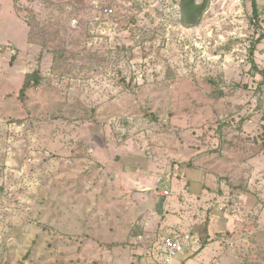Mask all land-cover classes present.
Here are the masks:
<instances>
[{"label":"rangeland","instance_id":"obj_1","mask_svg":"<svg viewBox=\"0 0 264 264\" xmlns=\"http://www.w3.org/2000/svg\"><path fill=\"white\" fill-rule=\"evenodd\" d=\"M256 1L0 0V264H264Z\"/></svg>","mask_w":264,"mask_h":264},{"label":"trees","instance_id":"obj_2","mask_svg":"<svg viewBox=\"0 0 264 264\" xmlns=\"http://www.w3.org/2000/svg\"><path fill=\"white\" fill-rule=\"evenodd\" d=\"M209 2L208 0H180V23L182 26L187 28H192L199 26L204 14L208 9ZM252 22H255L259 18V7L256 0H252ZM264 38V35H260L259 38L255 41V43L261 42ZM255 46V45H254ZM254 70H256V66L253 63ZM264 75V72L261 71ZM42 76L39 70L27 74L25 76L24 84L20 91V97L25 98L27 91L30 90L34 86H38L41 82Z\"/></svg>","mask_w":264,"mask_h":264},{"label":"built area","instance_id":"obj_3","mask_svg":"<svg viewBox=\"0 0 264 264\" xmlns=\"http://www.w3.org/2000/svg\"><path fill=\"white\" fill-rule=\"evenodd\" d=\"M163 194L168 196L169 192L164 191ZM193 240V236L188 233L158 236L152 246L150 264H175L181 254L197 245Z\"/></svg>","mask_w":264,"mask_h":264},{"label":"crops","instance_id":"obj_4","mask_svg":"<svg viewBox=\"0 0 264 264\" xmlns=\"http://www.w3.org/2000/svg\"><path fill=\"white\" fill-rule=\"evenodd\" d=\"M169 195H170V193H169ZM169 195H168V196H169ZM168 196H167V197H168ZM179 219H180V218H177V220H179Z\"/></svg>","mask_w":264,"mask_h":264}]
</instances>
